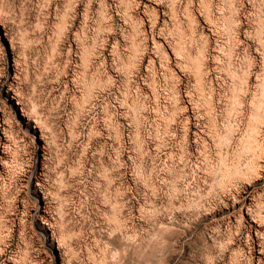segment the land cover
Segmentation results:
<instances>
[{
	"label": "rangeland",
	"instance_id": "rangeland-1",
	"mask_svg": "<svg viewBox=\"0 0 264 264\" xmlns=\"http://www.w3.org/2000/svg\"><path fill=\"white\" fill-rule=\"evenodd\" d=\"M115 1L0 0V264L264 262V0Z\"/></svg>",
	"mask_w": 264,
	"mask_h": 264
},
{
	"label": "bare ground",
	"instance_id": "bare-ground-1",
	"mask_svg": "<svg viewBox=\"0 0 264 264\" xmlns=\"http://www.w3.org/2000/svg\"><path fill=\"white\" fill-rule=\"evenodd\" d=\"M116 3H117V6H119V9H122V12L126 15V17H129L130 15H129V13H130V11L131 10H133L134 12H136L137 10H138V8H137V6L140 4V0H138V2L136 3L135 2V6H133V4L131 3V2H127L126 0H124V2L122 1V0H116L115 1ZM123 3H124V5H123ZM141 3H142V1H141ZM131 17V16H130ZM132 18V17H131ZM129 19V18H128ZM151 19V18H150ZM152 20V19H151ZM153 34V33H152ZM146 37H148L147 35H146ZM146 57V54L144 55V58ZM240 235V234H239ZM264 241V240H263ZM262 241V242H263ZM251 242V241H250ZM251 243H253V242H251ZM249 245H250V243H249ZM252 246V245H251ZM250 248V247H249ZM254 249H255V247H254ZM263 249H264V242H263ZM252 251H253V249H252ZM249 253H250V251H249ZM254 253V252H253ZM251 255H253L252 253H251ZM250 255V256H251ZM253 258H254V256H253ZM251 260L250 261H252V257L250 258ZM261 259V258H260ZM254 260V259H253ZM249 261V260H248ZM254 263V262H253ZM252 263V264H253ZM264 262L263 261H259V264H263ZM251 264V263H250Z\"/></svg>",
	"mask_w": 264,
	"mask_h": 264
},
{
	"label": "snow or ice",
	"instance_id": "snow-or-ice-1",
	"mask_svg": "<svg viewBox=\"0 0 264 264\" xmlns=\"http://www.w3.org/2000/svg\"><path fill=\"white\" fill-rule=\"evenodd\" d=\"M3 35V31H2V28H0V36Z\"/></svg>",
	"mask_w": 264,
	"mask_h": 264
}]
</instances>
